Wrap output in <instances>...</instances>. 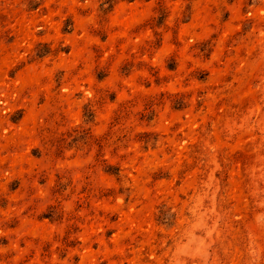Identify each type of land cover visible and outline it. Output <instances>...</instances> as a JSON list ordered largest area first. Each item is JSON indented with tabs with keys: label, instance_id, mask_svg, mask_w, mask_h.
Instances as JSON below:
<instances>
[{
	"label": "rangeland",
	"instance_id": "rangeland-1",
	"mask_svg": "<svg viewBox=\"0 0 264 264\" xmlns=\"http://www.w3.org/2000/svg\"><path fill=\"white\" fill-rule=\"evenodd\" d=\"M0 264H264V0H0Z\"/></svg>",
	"mask_w": 264,
	"mask_h": 264
},
{
	"label": "trees",
	"instance_id": "trees-1",
	"mask_svg": "<svg viewBox=\"0 0 264 264\" xmlns=\"http://www.w3.org/2000/svg\"><path fill=\"white\" fill-rule=\"evenodd\" d=\"M47 53L48 52H46V51L45 52H38L37 57L41 58V57L45 56Z\"/></svg>",
	"mask_w": 264,
	"mask_h": 264
}]
</instances>
